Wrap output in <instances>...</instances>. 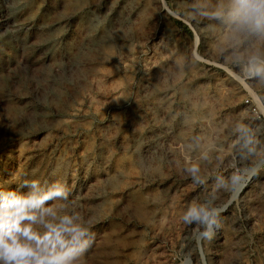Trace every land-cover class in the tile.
Segmentation results:
<instances>
[{"label":"rangeland","instance_id":"1","mask_svg":"<svg viewBox=\"0 0 264 264\" xmlns=\"http://www.w3.org/2000/svg\"><path fill=\"white\" fill-rule=\"evenodd\" d=\"M252 6L0 0V264H264Z\"/></svg>","mask_w":264,"mask_h":264},{"label":"clouds","instance_id":"2","mask_svg":"<svg viewBox=\"0 0 264 264\" xmlns=\"http://www.w3.org/2000/svg\"><path fill=\"white\" fill-rule=\"evenodd\" d=\"M261 5L264 6V0H261ZM252 12L255 15V23L260 25L264 18V10L262 7L252 6ZM220 209L212 206L210 202L197 204L189 208L183 219L186 223L195 222L198 226H202L203 231L200 237L211 239L215 231L221 227L219 221Z\"/></svg>","mask_w":264,"mask_h":264},{"label":"snow or ice","instance_id":"3","mask_svg":"<svg viewBox=\"0 0 264 264\" xmlns=\"http://www.w3.org/2000/svg\"><path fill=\"white\" fill-rule=\"evenodd\" d=\"M33 203L35 204V203H38V202L34 201ZM8 251L10 252L11 250L9 249ZM5 255H6L5 253L0 252V258H5ZM6 258H7L9 261H11V260H15V259H16L15 256H7Z\"/></svg>","mask_w":264,"mask_h":264},{"label":"built area","instance_id":"4","mask_svg":"<svg viewBox=\"0 0 264 264\" xmlns=\"http://www.w3.org/2000/svg\"><path fill=\"white\" fill-rule=\"evenodd\" d=\"M245 104H247V105H249V106H252L251 104H250V100L249 99H246L245 101ZM254 110V112H256L257 113V109H253ZM260 117V116H259Z\"/></svg>","mask_w":264,"mask_h":264},{"label":"water","instance_id":"5","mask_svg":"<svg viewBox=\"0 0 264 264\" xmlns=\"http://www.w3.org/2000/svg\"><path fill=\"white\" fill-rule=\"evenodd\" d=\"M245 187H246V185H245Z\"/></svg>","mask_w":264,"mask_h":264}]
</instances>
